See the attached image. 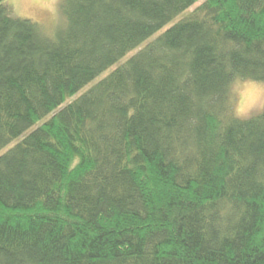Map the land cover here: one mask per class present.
<instances>
[{
  "label": "trees",
  "instance_id": "trees-1",
  "mask_svg": "<svg viewBox=\"0 0 264 264\" xmlns=\"http://www.w3.org/2000/svg\"><path fill=\"white\" fill-rule=\"evenodd\" d=\"M0 0V151L199 0ZM264 0H205L0 155V264H264Z\"/></svg>",
  "mask_w": 264,
  "mask_h": 264
},
{
  "label": "rangeland",
  "instance_id": "rangeland-1",
  "mask_svg": "<svg viewBox=\"0 0 264 264\" xmlns=\"http://www.w3.org/2000/svg\"><path fill=\"white\" fill-rule=\"evenodd\" d=\"M205 0H199L197 3L192 5L188 10L182 12L175 19H173L168 25L163 29L158 31L150 40L146 41L141 47L130 51L126 56H124L120 61L111 66L109 69L100 74L91 83L85 86L80 92L76 93L74 96L69 97L66 102L57 108L53 113L57 112L67 103L73 101L81 93L86 91L93 84L98 82L100 79L107 76L116 67L123 64L129 57L136 53L140 48H142L147 42L153 40L160 33H162L166 28L170 27L177 21H179L184 16L190 14L197 6L202 4ZM62 2L63 0H6L5 4L10 7L12 14L15 17L29 18L33 21L42 24L49 34H54L58 28L64 23L65 19L62 14ZM232 95L235 98V113L241 118H249L253 115L258 114L264 108V83L259 81H254L251 79H237L233 82ZM49 114L43 119L36 122L29 130L23 133L19 138L12 141L6 147L0 151V155L9 150L22 138H24L29 132L41 125L44 121L50 118L53 114Z\"/></svg>",
  "mask_w": 264,
  "mask_h": 264
}]
</instances>
